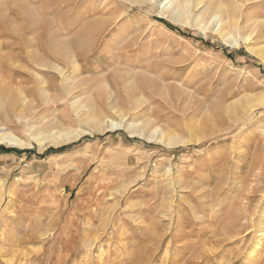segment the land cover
I'll return each instance as SVG.
<instances>
[{
    "label": "rangeland",
    "instance_id": "374dc122",
    "mask_svg": "<svg viewBox=\"0 0 264 264\" xmlns=\"http://www.w3.org/2000/svg\"><path fill=\"white\" fill-rule=\"evenodd\" d=\"M220 1L264 45V0ZM157 5L0 0V125L79 133L0 144V264H264V61Z\"/></svg>",
    "mask_w": 264,
    "mask_h": 264
},
{
    "label": "bare ground",
    "instance_id": "6f19581e",
    "mask_svg": "<svg viewBox=\"0 0 264 264\" xmlns=\"http://www.w3.org/2000/svg\"><path fill=\"white\" fill-rule=\"evenodd\" d=\"M130 1L133 4H146V5L149 4V6L152 8L158 4L156 8L158 9L159 14L167 15V17H170L171 19H173L174 21L178 23L181 22L182 24H186V25L192 24V26H198L203 30V32L211 31L214 34H218L223 40L229 42L232 45H235V47H239L241 46L242 43H245L249 47V50L251 52H253L257 56L262 58V60L264 61V45H260V44L253 45V46L249 45L251 42L252 33L248 34L249 33V32L247 33L248 30L246 31V33L240 32V34H237L238 35L237 38L234 34V32H238L242 28V23H240L239 20L235 18L236 15L235 16L232 15L233 10H234L233 8L239 5V4L235 5L237 2L235 4L232 2L233 7L230 8L229 7L230 5L227 6L226 4L222 3L220 0H211L208 2L206 1V3L203 2V0H184L183 3H178L177 0H130ZM202 2L204 4H202ZM194 7H198L197 8L198 10L196 11V13H193ZM237 17L240 18V15H238ZM246 24L247 23H245V28H246ZM25 101H26V98H25ZM88 102L89 101L85 103H88ZM91 103H92V100H91ZM111 108L114 111H120V110H116L117 107L115 105H111ZM88 109H90L89 112H86L83 114L78 113V115L81 118V121L82 122L85 121L90 124L94 123V125L97 127H100V123L103 121L104 127H102L101 130L102 129H118L123 126L129 127L130 125L129 122L126 124L123 121H114L110 117H105L102 111H94L95 108L93 109L91 107H88ZM29 116H30V113H29ZM28 118L29 117L23 118L21 116H18V119L21 122H24L22 127H23L24 132L27 134V139L26 138L23 139L22 137L10 131L9 129L10 126L8 127L6 124H2L0 125V144L19 146V147L25 148V147L32 146V141H36L39 145L49 144V145H54V146H60L62 143L70 141L73 138L77 137V135H79L77 131L76 133L75 131H69L66 129H62L60 128V126L51 127V129L48 128L47 126L43 128L40 126L39 123L35 124L33 123V121L30 122V119ZM20 124L22 125V123ZM156 131L157 130H152L148 132L146 135L150 138H154ZM165 137H167L168 144H172L174 142L173 140L175 138L173 139L169 137V135H166L164 133L161 134L160 140L165 141L166 140L164 139Z\"/></svg>",
    "mask_w": 264,
    "mask_h": 264
},
{
    "label": "trees",
    "instance_id": "16d2710c",
    "mask_svg": "<svg viewBox=\"0 0 264 264\" xmlns=\"http://www.w3.org/2000/svg\"><path fill=\"white\" fill-rule=\"evenodd\" d=\"M158 22H162L164 23L168 28L177 31L179 33H183L182 30L180 28H178L177 26H174L173 24L169 23L168 21H166L165 19H156Z\"/></svg>",
    "mask_w": 264,
    "mask_h": 264
}]
</instances>
